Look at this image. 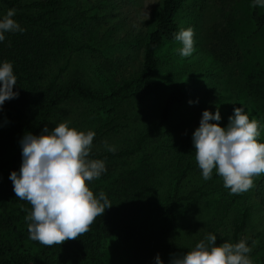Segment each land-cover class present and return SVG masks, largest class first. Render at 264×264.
<instances>
[{
	"label": "rangeland",
	"instance_id": "obj_1",
	"mask_svg": "<svg viewBox=\"0 0 264 264\" xmlns=\"http://www.w3.org/2000/svg\"><path fill=\"white\" fill-rule=\"evenodd\" d=\"M19 1L25 5L46 0ZM253 1L187 0L178 17L181 29L194 30V51L182 57L181 42L173 38L164 43L152 75V80L162 83V93L142 96L133 88L115 98L91 100L74 92L56 107L46 123L49 130L70 121L69 127L94 131L98 136L94 137L90 153L108 152L106 145L114 146L115 151L131 149L144 134L154 130L165 96L176 87L188 92V101L172 114L171 124H181L177 129L148 137L141 150L133 154L97 158L105 162L106 171L89 182L95 195L103 191L112 203L105 210V219L115 231L126 224L151 220L174 193H192L190 199L177 204L176 210L183 214L176 218L169 235L162 238L164 249L159 255L164 264H170L173 256H183L210 233L217 236V244L233 243L234 221L247 204L254 209L242 235L256 241L249 245L253 264H264V204L257 193L264 184V174L254 178L255 186L243 198L234 200V194H229L215 170L211 179H203L192 139L205 109L215 113L219 107L221 120L210 122L226 127L234 108L243 106L250 120L260 122L257 139L264 142V93L256 91L264 78V28L257 29L251 18ZM162 3L163 0H60L57 8L47 10L16 9L0 0V16L9 9L16 10L13 18L25 29L29 36L26 40L37 54L34 84L23 81L33 95L41 93L50 82L63 87L76 78L107 95L125 76L138 70L146 36L155 27ZM260 9L264 13V7ZM42 15L46 21L40 23L23 18L39 20ZM18 33H5L0 42V64L9 61L13 65L14 36ZM118 56L125 58L119 62ZM19 88L16 84L13 91ZM18 108L13 99L0 106V165L5 163V168L22 164L20 136L37 126L29 110L21 114ZM142 108L152 110L149 120L136 119ZM183 141L190 144L186 151L171 146ZM9 177L0 174V229L5 240L12 242L16 231L28 228L26 216L32 208L27 201L15 197ZM144 237L141 234L133 244ZM100 252L96 264H132L127 243L118 241L113 232L102 241ZM152 264H156L155 258Z\"/></svg>",
	"mask_w": 264,
	"mask_h": 264
},
{
	"label": "clouds",
	"instance_id": "obj_2",
	"mask_svg": "<svg viewBox=\"0 0 264 264\" xmlns=\"http://www.w3.org/2000/svg\"><path fill=\"white\" fill-rule=\"evenodd\" d=\"M257 5L264 7V0H254L253 7ZM15 13V9H9L0 18V42L6 32L25 31L13 18ZM194 35L191 27L176 34L175 39L182 43V57L193 53ZM16 84L12 63L4 61L0 64V106L18 96L13 91ZM220 120L219 107L215 113L203 111L192 136L195 160L204 180L211 179L215 170L229 194H242L255 186V177L264 174V142L257 139L261 125L249 119L243 106L234 108L226 127L210 122ZM69 124L61 122L51 130L45 125L40 135L26 133L21 140L19 173L12 171L9 177L15 197L32 208L26 216L29 238L49 247L87 233L96 218L112 206L103 191L95 195L89 188V182L106 171L103 160L89 158L95 132ZM106 147L108 151L116 150L114 146ZM216 241L217 236L210 233L183 256H173L170 264H253L249 256L252 248L245 239L236 243ZM155 260L156 264H164L159 254Z\"/></svg>",
	"mask_w": 264,
	"mask_h": 264
},
{
	"label": "trees",
	"instance_id": "obj_3",
	"mask_svg": "<svg viewBox=\"0 0 264 264\" xmlns=\"http://www.w3.org/2000/svg\"><path fill=\"white\" fill-rule=\"evenodd\" d=\"M8 6L16 9L24 7H37L41 9H54L60 4V0H46L44 2H34L32 4L23 5L19 0H3ZM187 0H163L162 5L156 13V23L154 29L147 34V40L143 47V57L138 70L123 78L121 84L107 95L99 94L97 91L87 87L80 81L79 78L72 80L63 87H58L55 82H50L42 89V92L33 95L25 89L24 80L34 84L37 77L34 72V64L37 63L36 52L31 48L26 31L18 33L14 36V44L16 47L15 58L13 63V71L17 77V84L20 85L18 96L12 98L17 103L18 112L21 114L29 110L37 121V126L31 128L27 133L40 135L44 126L49 121L54 113V110L64 100L71 97L74 92H77L82 97L91 100H103L118 97L122 93L137 88L136 94L147 96L150 94H160L163 92L161 82L152 80V75L160 62L159 52L161 47L167 40L175 38L176 34L181 30L179 23V12L183 9ZM254 3V1H253ZM251 10V18L257 29L264 28V13L260 6L257 5ZM0 18H3L0 16ZM29 23H40L45 20L42 15L39 20L31 16H24ZM85 47H90L85 44ZM124 56H118V61L122 62ZM256 91L264 93V78L256 85ZM188 101V92L181 88H174L168 95L165 96L163 105L161 106L159 117L155 120L156 126L154 130L144 134L139 139L137 146L131 149L117 150L115 152L108 151L103 153H90V159L120 157L126 154H133L141 150L143 143L148 137L160 136L171 130L177 129L181 124H171L172 114L174 110ZM152 117L150 108H142L136 115V119L149 120ZM26 133L20 136L21 140ZM98 136L95 134V137ZM175 149L186 151L190 144L188 142L173 143ZM22 150V145L20 147ZM6 164L0 165V174L10 175L12 171L19 173L21 165H12L5 168ZM189 167H192L189 165ZM258 196L264 204V184H261L257 190ZM1 194V192H0ZM245 193L234 194L233 199L238 200L244 197ZM192 197V193L186 196H179L174 193L169 201L163 204L156 212L151 220H143L140 223H130L120 226L119 230H111L105 219V212L90 226V230L81 235L75 240H68L62 245L44 246L38 241L29 238L28 228L25 231H16L14 241L5 240V235L0 229V264H32L34 259H37L35 264H96L100 255V245L104 239L110 236V233H115L118 241L127 243L129 258L132 264H152L157 254H160L164 246L162 245L163 237L169 235L171 228L177 217L183 212L177 211L176 206L183 200H188ZM253 206L247 204L240 215L234 221L233 227V243L240 239H245L242 231L246 227L248 220L253 213ZM11 223L10 218L5 219ZM111 231H110V230ZM144 234V238L136 245L133 240ZM248 245L254 240L253 237L245 239ZM33 241L35 244H33ZM37 251V249H39ZM168 250V247H165Z\"/></svg>",
	"mask_w": 264,
	"mask_h": 264
}]
</instances>
